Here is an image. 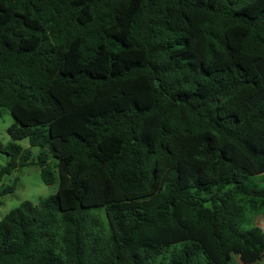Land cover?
<instances>
[{
  "label": "trees",
  "instance_id": "trees-1",
  "mask_svg": "<svg viewBox=\"0 0 264 264\" xmlns=\"http://www.w3.org/2000/svg\"><path fill=\"white\" fill-rule=\"evenodd\" d=\"M3 107L0 264L263 257L264 0H0Z\"/></svg>",
  "mask_w": 264,
  "mask_h": 264
},
{
  "label": "rangeland",
  "instance_id": "rangeland-1",
  "mask_svg": "<svg viewBox=\"0 0 264 264\" xmlns=\"http://www.w3.org/2000/svg\"><path fill=\"white\" fill-rule=\"evenodd\" d=\"M13 117L7 107L0 108V140L4 143L11 140L7 133V127L12 123ZM23 148L29 146L28 138L17 140ZM32 153L36 154V147H32ZM8 155L0 152V166L7 162ZM39 166L28 164L27 166L15 169L10 175H6L1 180L0 186L15 182L14 191L2 194L0 199V219L13 207L18 206L22 201L29 200L36 204L41 198L46 197L57 190V180L52 185L45 184L40 176ZM250 181L259 186H264V175L258 174L250 177ZM254 223L264 230V213L254 219ZM230 264H243L234 254ZM252 264H264L263 257Z\"/></svg>",
  "mask_w": 264,
  "mask_h": 264
}]
</instances>
